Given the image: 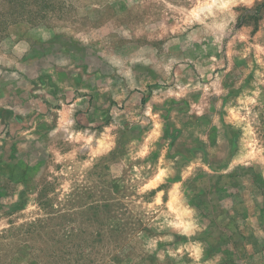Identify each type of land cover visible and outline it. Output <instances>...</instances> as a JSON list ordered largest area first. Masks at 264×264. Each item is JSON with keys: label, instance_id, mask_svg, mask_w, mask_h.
<instances>
[{"label": "rangeland", "instance_id": "rangeland-1", "mask_svg": "<svg viewBox=\"0 0 264 264\" xmlns=\"http://www.w3.org/2000/svg\"><path fill=\"white\" fill-rule=\"evenodd\" d=\"M262 3L0 0V264H264Z\"/></svg>", "mask_w": 264, "mask_h": 264}, {"label": "trees", "instance_id": "trees-1", "mask_svg": "<svg viewBox=\"0 0 264 264\" xmlns=\"http://www.w3.org/2000/svg\"><path fill=\"white\" fill-rule=\"evenodd\" d=\"M263 4H264V3H262L261 5H263ZM261 5L259 4L258 6H256V9H255V11H254V12H255V15L258 13L257 11H258V9H259V7H260ZM255 15H254V16H255Z\"/></svg>", "mask_w": 264, "mask_h": 264}]
</instances>
